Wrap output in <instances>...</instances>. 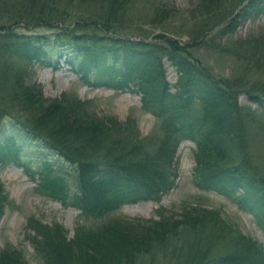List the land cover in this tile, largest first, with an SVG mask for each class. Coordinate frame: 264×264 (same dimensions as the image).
<instances>
[{"label":"trees","instance_id":"trees-1","mask_svg":"<svg viewBox=\"0 0 264 264\" xmlns=\"http://www.w3.org/2000/svg\"><path fill=\"white\" fill-rule=\"evenodd\" d=\"M81 1L99 4V12L75 24L57 22L52 35H33L12 27L47 22L23 14L47 0H0V11L8 10L15 20L0 26V85L5 87L0 93V164H21V150L34 152L43 160L34 170L40 178L37 191L81 210L73 238L61 224L28 218L37 256L45 264H264L262 244L224 223L216 211L184 207L181 220L160 210L159 220H130L115 213L122 204L158 200L169 191L177 177L174 158L189 139L197 145L195 184L250 212L264 232V169L247 151L255 112L237 103L243 79L215 74L193 52L207 40L233 36L245 21L264 13V0H199L195 11L202 16L190 25L193 43L185 45L163 34L156 36L159 41L126 36L123 27L132 23L127 14L138 0ZM145 1H152L150 18L146 13L140 18L145 24L159 26L173 16L162 0ZM238 42L233 48L245 69L264 71V32L253 42ZM48 48L66 49L65 61L90 86L140 92L142 106L157 121L154 130L142 137L132 119H100L91 101L75 95L43 98L36 85L24 82L16 65L35 59L55 68L59 60ZM212 48L221 49V42ZM164 57L180 73L173 85L162 68ZM246 91L264 115V88L254 85ZM55 156L69 168L57 169L50 163ZM2 186L0 218L10 204ZM0 264L28 263L7 245L0 251Z\"/></svg>","mask_w":264,"mask_h":264},{"label":"rangeland","instance_id":"rangeland-1","mask_svg":"<svg viewBox=\"0 0 264 264\" xmlns=\"http://www.w3.org/2000/svg\"><path fill=\"white\" fill-rule=\"evenodd\" d=\"M162 1L166 4V8L172 10L171 15L173 16L169 20L159 24V26L151 23L145 24L140 18L146 14L150 18L149 6L151 5L146 4L145 0H138L134 7L129 9L130 15H127L132 23L123 27V33L137 40L145 38L149 41H159L160 39L156 36L163 34L168 38H177L183 45L191 43L192 39L188 34L190 25L196 21V18L202 16L195 11L199 0ZM41 5H38L37 8L34 6L33 9L31 8L32 10H26L23 14L25 17L34 16L36 19L43 17L47 22L43 21L32 26L25 25V27L22 23L14 25L12 28L20 33L52 35V33L57 32V22L75 24L77 21L90 18L94 12L100 10L98 9L99 4L85 3L81 0H47L46 3H41ZM7 12L9 11H0V20H2L0 26L15 22V20L10 19L12 15ZM52 12L56 14H51ZM63 15L64 18H62ZM263 32L264 13L245 21L231 37L225 35L215 40L212 39L213 41L207 40L206 45L193 48L195 56L212 67L217 75L228 79L235 77L243 79L244 85L238 89L237 103L240 107L247 106L251 108L252 112H255L248 124L247 138L251 133L250 145L262 169H264V115L260 111H256L257 105L249 100L246 89L254 85L258 88H264V71L258 69L257 71L248 72L244 63L238 60L235 55L236 49L233 47L238 45L239 40L248 39L253 42V37H259ZM219 41L221 42V49H213L212 44H217ZM48 49L49 55L55 60H59L55 68L42 65L36 62L35 59H32V62L24 59L16 65L19 69L18 73L22 74L24 78V82L36 85L43 98L51 101L61 100L64 95H75L76 99L80 101H91V110L100 119L113 116L118 118L121 123H126L128 119H132L138 134L142 137L149 135L154 130L157 121L142 106L143 101L140 92L127 88L114 89L104 85L90 86L83 81L73 65L65 61L69 57L66 49ZM60 53H63L62 57H59ZM2 62L3 59L0 56V64ZM162 68L165 71L166 79L172 85L177 83L178 73L176 67L167 57L162 60ZM250 68L252 67L250 66ZM130 85L134 87V84ZM6 87L9 88L8 85ZM4 88L3 85H0V93H5L3 92ZM175 90L176 87L173 86L172 91ZM197 107L199 108L198 105ZM23 114L26 117L31 116L26 113ZM196 150L197 145L193 140L182 141L174 158L177 177L172 188L158 200L156 198L140 199L133 203L122 204L116 210V215L125 216L130 220H159L160 216L157 213L160 210L166 214V217L173 216L174 220H181L184 207L208 209L216 211L224 223L232 225L241 234L253 238L264 247V232L250 212L243 210L224 195L216 191L200 189L195 184ZM56 157L51 158L50 163L57 169L65 171L69 168L64 160ZM19 158L21 164L11 161L0 165V183L3 184V194H7L10 202V204L6 203L0 219V251L7 245H13L22 253L28 264H45L37 256L34 245L29 240V237L35 233L27 228L28 218L35 217L49 225L53 223L61 224L66 228L68 237L73 238L75 227L80 220L81 210L64 205L61 201L49 198L37 191L36 188L40 178L39 173L34 170L42 165L41 161L43 160L40 161L34 152L23 149L19 153ZM26 167L34 172L33 175L27 172ZM232 235H237V233L233 231ZM225 240L228 241L229 236Z\"/></svg>","mask_w":264,"mask_h":264},{"label":"bare ground","instance_id":"bare-ground-1","mask_svg":"<svg viewBox=\"0 0 264 264\" xmlns=\"http://www.w3.org/2000/svg\"><path fill=\"white\" fill-rule=\"evenodd\" d=\"M154 1V0H153ZM146 2V1H145ZM146 4H150V1H148ZM150 5H152V1H151V4ZM149 7H151V6H149ZM173 39V38H172ZM176 40H178L177 38H175ZM179 41V40H178ZM179 43L181 44V45H183L182 44V42L181 41H179ZM200 59V58H199ZM201 60V59H200ZM202 61V60H201ZM203 62V61H202ZM172 63V62H171ZM204 63V62H203ZM173 64V63H172ZM205 65H207L206 63H204ZM174 65V64H173ZM175 66V65H174ZM207 66H209V65H207ZM176 67V66H175ZM210 67V66H209ZM212 68V67H211ZM176 70H177V67H176ZM212 70H213V72L215 73V71H214V69L212 68ZM177 73H178V78H179V72H178V70H177ZM216 74V73H215ZM165 76H166V74H165ZM250 100V99H249ZM252 103H254L252 100H250ZM255 104V103H254ZM249 148H248V152H249V154H250V156H255V154H254V151H253V149L251 148V145H249L248 146ZM1 219V218H0ZM11 247H14L13 245H10ZM15 248V247H14ZM15 249H17V248H15ZM18 250V249H17ZM25 260V259H24ZM26 261V260H25ZM27 262V261H26Z\"/></svg>","mask_w":264,"mask_h":264}]
</instances>
